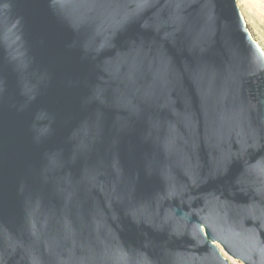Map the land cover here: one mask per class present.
<instances>
[{
	"label": "water",
	"instance_id": "1",
	"mask_svg": "<svg viewBox=\"0 0 264 264\" xmlns=\"http://www.w3.org/2000/svg\"><path fill=\"white\" fill-rule=\"evenodd\" d=\"M264 264V51L238 0H0V264Z\"/></svg>",
	"mask_w": 264,
	"mask_h": 264
},
{
	"label": "rangeland",
	"instance_id": "2",
	"mask_svg": "<svg viewBox=\"0 0 264 264\" xmlns=\"http://www.w3.org/2000/svg\"><path fill=\"white\" fill-rule=\"evenodd\" d=\"M238 4L252 35L264 51V0H238ZM219 246L225 257L229 258L233 264H245L241 260L229 255L220 244Z\"/></svg>",
	"mask_w": 264,
	"mask_h": 264
}]
</instances>
